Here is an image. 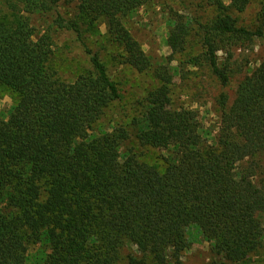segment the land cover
<instances>
[{
    "label": "trees",
    "instance_id": "trees-1",
    "mask_svg": "<svg viewBox=\"0 0 264 264\" xmlns=\"http://www.w3.org/2000/svg\"><path fill=\"white\" fill-rule=\"evenodd\" d=\"M154 1H0V86L18 97L0 117V264H25L30 247L36 264H119L127 246V264H180L192 231L210 244L212 264H264L255 258L264 250V61L230 105L220 93L213 131L172 98L190 69L229 85L231 49L263 36L264 2L251 31L233 14L252 0H204L216 10L206 22L181 0L158 65L127 28ZM60 35L87 61L69 82L52 63ZM111 67L150 74L155 86L127 123L103 129L125 97ZM127 143L161 150L163 166L122 152Z\"/></svg>",
    "mask_w": 264,
    "mask_h": 264
},
{
    "label": "rangeland",
    "instance_id": "rangeland-1",
    "mask_svg": "<svg viewBox=\"0 0 264 264\" xmlns=\"http://www.w3.org/2000/svg\"><path fill=\"white\" fill-rule=\"evenodd\" d=\"M1 1V0H0ZM193 4L192 11L206 22L215 16L214 10L209 3L204 0H185ZM181 0H155L149 7L136 12L127 21V28L132 36L139 42L145 54L157 62L158 65H165V61L170 56V50L166 44L169 31L170 10L178 11ZM264 0H252L247 9L241 13H234L240 27L254 31L259 25L257 14L260 11ZM49 21V20H48ZM44 24V23H43ZM103 30V29H102ZM232 60L230 68L233 75L229 85L222 89L206 67L190 69L191 73L185 79L178 76L174 79L172 98L177 106L188 107L197 112L198 118L209 131L215 129L219 118V107L217 100L221 92L228 98V105L234 99V92L238 81L253 68L264 61V30L261 38H254L251 43H245L241 48L231 49ZM221 62L225 61L226 55L219 53ZM55 69L63 81L74 80L78 73L87 68V61L81 49L72 43L67 35H60L57 42V50L52 61ZM178 63H172V67ZM113 78L122 83L125 97L121 102H116L105 112L100 120L101 128H108L109 123L124 121L127 123V115L135 112L145 95V91L155 86V81L150 74H137L128 68H110ZM18 97L8 89L0 86V117L7 119L12 108L17 103ZM127 117V118H126ZM100 123V124H101ZM125 123V124H126ZM132 149L141 161L149 165L161 168L163 166L162 156L164 152L150 148H139L134 143H127L123 146L122 152ZM36 248L30 247L25 264H36L33 256ZM135 252L131 246L125 247L121 251V261L119 264H127L125 256ZM264 254V250L255 255L258 258ZM216 257L210 252V244L202 236L192 231L189 234L188 246L181 254L180 264H212ZM176 264V263H168Z\"/></svg>",
    "mask_w": 264,
    "mask_h": 264
}]
</instances>
